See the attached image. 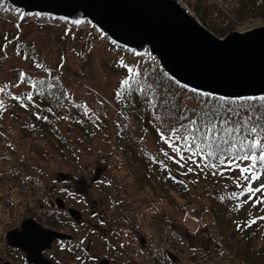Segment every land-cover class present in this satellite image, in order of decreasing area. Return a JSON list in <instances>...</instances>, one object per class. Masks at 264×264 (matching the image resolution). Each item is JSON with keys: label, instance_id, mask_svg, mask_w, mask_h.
I'll return each mask as SVG.
<instances>
[{"label": "rangeland", "instance_id": "rangeland-1", "mask_svg": "<svg viewBox=\"0 0 264 264\" xmlns=\"http://www.w3.org/2000/svg\"><path fill=\"white\" fill-rule=\"evenodd\" d=\"M180 1L188 6L187 0ZM231 1L234 0H208L206 5L211 11L208 14L201 13L202 18H197L219 38L231 31H244L264 25V18L254 13L243 18L228 13L226 7ZM190 10L193 11L191 8ZM206 10L208 11L207 8ZM95 36L86 30L64 29L61 25L29 23L17 26L14 22L0 17V165L13 164L11 171H15L16 166L20 168L24 165L28 167L30 177L36 176L35 181L40 187L35 184L38 193L29 196L28 207L40 201L41 193L47 199L54 198L57 192L53 191L59 187L61 178H64L66 187L73 190L75 179H88L92 176V171L94 173L96 169L104 168L102 186H96L93 192H88L80 184L79 190L94 196L96 200L117 196V202L123 196L126 203L124 215L128 217L134 216L132 207L139 212L150 211L155 206L160 225H172L185 234L195 232L188 240H195L196 248L205 247L206 234L201 231V223L207 220L204 219L206 214L200 210L203 220L200 222L193 219L191 216L198 215L195 203L183 206V209L161 204L160 201L154 203L151 193L140 191L130 178L121 153L114 147L117 114L112 94L116 83L123 77V66L127 63L137 66L139 59L117 50ZM21 48L33 60L19 54ZM46 71L55 73L60 79L66 88L67 100L63 103L61 120L56 124L62 142L54 141L43 156L41 152L40 155L37 154V148L43 145L46 147L45 141L38 135L40 126L28 112L34 111L37 115L44 112L40 108H32L24 100L23 93L30 94L33 89V84L27 82V79L43 77ZM183 98L185 103L190 104L191 99L186 94ZM75 115L86 120V124H74ZM79 125L87 135L79 129ZM25 133H30L29 139ZM61 145L62 154L58 150ZM147 146L158 155L159 163L166 166L167 170L163 169L162 174L164 180L179 173L180 165L175 160L189 163L183 154L176 155L172 146L157 147L151 139L147 140ZM182 173L186 175L187 171ZM261 182L264 185V176ZM203 185L197 184L195 190L199 192ZM43 186L45 191L41 192ZM169 187L173 188L171 185ZM4 188L7 198H13L14 206L9 212L27 213L28 209L19 205L27 197L21 193L20 187L9 183L0 184V189ZM171 195L174 196L175 193L172 191ZM29 210L30 212L20 218L11 217L15 219L5 229H9L15 220L17 223L23 217L39 214L38 211ZM4 231V227L0 226V237ZM190 245H193L192 242ZM225 264L229 263L225 261Z\"/></svg>", "mask_w": 264, "mask_h": 264}, {"label": "trees", "instance_id": "trees-1", "mask_svg": "<svg viewBox=\"0 0 264 264\" xmlns=\"http://www.w3.org/2000/svg\"><path fill=\"white\" fill-rule=\"evenodd\" d=\"M206 1L208 2L187 0L186 3L201 19V13L208 14L211 11ZM226 8L228 13L236 17L243 18L254 13L264 18V0H234ZM22 49L18 53L33 60ZM123 73L112 94L117 114L114 147L121 153L129 176L137 188L147 194L151 193L154 203L160 201L161 204L174 205L179 209L195 203L197 220H203L202 211L206 214L204 219H213L216 222L233 264H264V191H256L262 185L264 161L258 159L260 149L251 151L248 147L256 140L264 143V99L228 103L200 97L181 89L141 59L137 66L125 64ZM30 78L26 81L33 84V89L30 94L24 92L23 98L31 107L40 108L44 112L42 115H37L34 111L28 112L40 126L38 135H41L46 147L43 145L37 148V154L41 152L44 156L54 141L62 142L56 124L61 120L67 93L65 86L53 72L46 71L43 77ZM184 94L191 99L190 104L185 103ZM192 120L200 126L196 143L201 144L203 151L193 155L192 152L196 149L193 147L191 152L188 151L183 140L173 136L170 142H165L161 138V134L169 136L173 129H179L177 135H185L184 128L191 127ZM210 120L215 129L207 133L205 126ZM86 122L75 115L74 124ZM254 126L257 127L259 135L249 131ZM234 127H240L241 131L229 135L228 130ZM79 129L87 135L80 125ZM25 135L29 139L30 133ZM149 139L157 147H167L171 143L173 150L180 148L181 153L174 151L175 154H183L189 163H180L174 159L180 165L179 173L167 175L168 178L164 180L163 169L166 171L167 168L159 163L158 155L148 148ZM225 140L229 144H223ZM207 144H211L212 148H208ZM217 144L221 147L217 148ZM61 147L63 146H59L58 150L62 154ZM228 148H231V152L221 155V151ZM209 152L213 155H208ZM245 152L250 156L255 155L257 159L253 161L234 158ZM241 168L250 169V172L244 173L248 179L242 177ZM182 171H187V174L183 175ZM199 183L204 185L198 192L195 188ZM249 188L253 191L249 192ZM172 191L174 196L171 195Z\"/></svg>", "mask_w": 264, "mask_h": 264}, {"label": "water", "instance_id": "water-1", "mask_svg": "<svg viewBox=\"0 0 264 264\" xmlns=\"http://www.w3.org/2000/svg\"><path fill=\"white\" fill-rule=\"evenodd\" d=\"M0 17L17 26L86 30L201 97L228 103L264 99V25L219 38L180 0H0ZM56 237L65 236L42 231L31 220L6 236L30 264H48L41 251Z\"/></svg>", "mask_w": 264, "mask_h": 264}, {"label": "flooded vegetation", "instance_id": "flooded-vegetation-1", "mask_svg": "<svg viewBox=\"0 0 264 264\" xmlns=\"http://www.w3.org/2000/svg\"><path fill=\"white\" fill-rule=\"evenodd\" d=\"M91 174L88 179H75L73 190L61 178L53 191L57 192L54 198L45 196L39 214L26 217L39 224L42 231L65 236L51 240L41 251V257L48 264H144L146 242L135 226V213L133 217L124 215V197L117 202V196L96 200L79 190L80 184L88 192L102 186L105 169L98 168ZM24 219L17 223L15 220L11 229L19 230ZM5 262L28 264L22 251L6 246L1 239L0 264Z\"/></svg>", "mask_w": 264, "mask_h": 264}, {"label": "snow or ice", "instance_id": "snow-or-ice-1", "mask_svg": "<svg viewBox=\"0 0 264 264\" xmlns=\"http://www.w3.org/2000/svg\"><path fill=\"white\" fill-rule=\"evenodd\" d=\"M129 71H131V69ZM29 99H30V97H29ZM190 124H191V127H185L184 128V132L186 134L183 135V136L177 135V133L179 132V129H173L172 133L169 136H165L164 134H161V138L164 139L165 142H170L172 140L173 136L176 139H178V140H183L184 143H185V147H186V149L188 151L191 152L193 147L196 149L195 152H192L193 155H196L198 152L203 151V148H202L201 144L196 143V140L198 139L197 133L200 132V126H197V122L195 120H192L190 122ZM205 127L207 128V133H210V132L214 131V129H215V125L212 123L211 120L209 121L208 125H206ZM240 131H241L240 127H234L232 129L228 130L229 135H231L233 132H240ZM249 131L252 132V133H257L258 135L260 134V133H258L257 127H255V126L252 127L251 129H249ZM207 133L204 134L205 140L207 138ZM189 138H191V139H189ZM223 144H229V141L225 140V141H223ZM241 144L243 146V141H241ZM169 146L171 147L172 144L169 143ZM206 146L208 148H212L211 144H207ZM216 147L220 148L221 145L217 144ZM248 147L250 148L251 151H255L256 149H260L261 150V154L258 157V159L260 161H264V143H262L260 140H256ZM174 151L179 153L180 152V148H178V147L174 148ZM225 152L230 153L231 152V148L223 149L221 151V155H223ZM208 155H213V153L209 152ZM181 158H183V157H181ZM234 158L243 159V160L252 159L253 161H255L257 159V157L255 155H251L250 156L248 152H245L242 156H238V157H234ZM221 163H223V161H221ZM240 172H241V175H242V177L244 179H248L249 178L247 176H244V173L250 172L249 168H241ZM262 190H264V185H262L260 189H256V191H262ZM248 191L252 192L253 190L251 188H249Z\"/></svg>", "mask_w": 264, "mask_h": 264}, {"label": "built area", "instance_id": "built-area-1", "mask_svg": "<svg viewBox=\"0 0 264 264\" xmlns=\"http://www.w3.org/2000/svg\"><path fill=\"white\" fill-rule=\"evenodd\" d=\"M208 228H209L210 232L213 234V236H215V238L218 240V238L216 237V229L213 226V224H209ZM175 238H176L175 243H177V245H178L179 239H178V237H175ZM155 248H158V247H155ZM167 249H171V245H168ZM182 260H184V255L182 256ZM214 261H215V259H213L211 255L203 254L202 256L198 257L196 260H192V262H187V264H214L215 263Z\"/></svg>", "mask_w": 264, "mask_h": 264}]
</instances>
